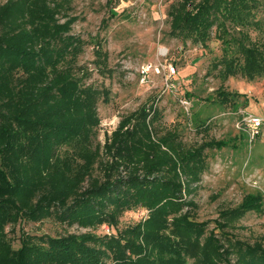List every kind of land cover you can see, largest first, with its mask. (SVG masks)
Here are the masks:
<instances>
[{"label":"trees","instance_id":"16d2710c","mask_svg":"<svg viewBox=\"0 0 264 264\" xmlns=\"http://www.w3.org/2000/svg\"><path fill=\"white\" fill-rule=\"evenodd\" d=\"M71 0H7L0 5V264H264V247L228 228L263 197L249 195L216 228L193 216L188 198L206 169L207 145L186 146L161 114L143 105L98 141L99 92L77 74L86 41L73 33ZM264 0H173L170 35L208 48L225 77H264L257 13ZM223 102L230 94L219 91ZM232 96H240L234 93ZM236 103V102H234ZM148 216L122 224L125 213ZM54 219L85 233L18 234L7 227ZM123 225V226H122ZM108 229V230H107Z\"/></svg>","mask_w":264,"mask_h":264},{"label":"rangeland","instance_id":"374dc122","mask_svg":"<svg viewBox=\"0 0 264 264\" xmlns=\"http://www.w3.org/2000/svg\"><path fill=\"white\" fill-rule=\"evenodd\" d=\"M6 1L0 0V5ZM172 3L71 0L69 12L78 18L73 33L86 41L77 74L84 75V84L100 96L98 141L104 143L125 115L143 105L156 107L161 129L176 130L186 146L208 147L206 169L188 198L196 204L195 220L208 222V229L219 234L216 222L223 212L236 210L249 195H261L263 210L248 212L227 231L239 241L264 247V77L254 81L240 75L223 77L220 67H214L223 53L215 29L208 48L172 37L168 15ZM257 19L263 29L252 31V38L264 44V5ZM149 65L144 78L141 70ZM221 90L230 94V102H223ZM249 115L263 120L255 137L245 122ZM147 216L143 210L128 212L122 224L134 225ZM21 231L56 236L88 230L68 228L54 219L18 225L14 234L8 226L15 247Z\"/></svg>","mask_w":264,"mask_h":264},{"label":"built area","instance_id":"2783aa9c","mask_svg":"<svg viewBox=\"0 0 264 264\" xmlns=\"http://www.w3.org/2000/svg\"><path fill=\"white\" fill-rule=\"evenodd\" d=\"M151 66L143 67L141 70V73L144 78H146L149 75V72L151 70ZM173 72L175 71L174 68L172 69ZM245 122L249 127V133L252 135V137H255L256 134L259 133L258 129L262 126L263 120L257 117H254L252 115H249L245 118ZM108 230V229H107Z\"/></svg>","mask_w":264,"mask_h":264}]
</instances>
